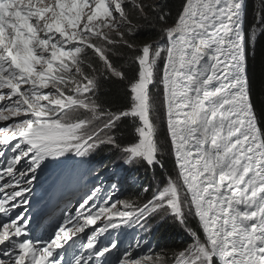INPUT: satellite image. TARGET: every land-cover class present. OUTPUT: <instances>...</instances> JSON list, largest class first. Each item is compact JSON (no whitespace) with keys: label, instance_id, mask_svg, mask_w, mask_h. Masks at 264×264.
Returning a JSON list of instances; mask_svg holds the SVG:
<instances>
[{"label":"snow or ice","instance_id":"snow-or-ice-1","mask_svg":"<svg viewBox=\"0 0 264 264\" xmlns=\"http://www.w3.org/2000/svg\"><path fill=\"white\" fill-rule=\"evenodd\" d=\"M246 17V0H178L174 17L143 0H0V264H264ZM69 159L93 183L37 234L36 187ZM171 226L183 246L155 253L145 237ZM128 230L143 235L123 247Z\"/></svg>","mask_w":264,"mask_h":264},{"label":"trees","instance_id":"trees-1","mask_svg":"<svg viewBox=\"0 0 264 264\" xmlns=\"http://www.w3.org/2000/svg\"><path fill=\"white\" fill-rule=\"evenodd\" d=\"M178 0H143L145 5L160 6L165 8L172 9V16L175 15V5ZM247 4V17L245 21V31L248 35V70H249V79L252 88L253 101L257 105L264 103V31L260 30V27L257 23L259 19V14L261 12L260 0H246ZM131 10V9H129ZM134 23L139 25H144L145 22L143 19L137 17L133 13ZM169 23H171V17L169 18ZM152 25L142 27L143 36L138 39H143L149 35L155 36L153 32ZM157 29L159 25L155 26ZM103 91L107 94L106 98L116 99L120 94L118 86L111 84H106ZM160 139H163V132H161ZM162 142V141H161ZM113 158V156H110ZM111 161V160H110ZM114 161L106 163L109 167L113 164ZM118 166V165H117ZM86 167V166H83ZM83 167L76 165L74 161L69 167L68 177H74L76 180L83 179L86 174L81 175L83 172ZM166 167L170 169V165L166 164ZM140 173L143 174V170H140ZM124 186L125 189L122 191L124 195L121 198H128L132 195L133 189L126 190L127 184ZM129 187V186H128ZM156 247L154 249L155 253L161 251L168 252L169 254L179 249L183 246L185 242L184 233L176 226L163 227L156 231Z\"/></svg>","mask_w":264,"mask_h":264},{"label":"bare ground","instance_id":"bare-ground-1","mask_svg":"<svg viewBox=\"0 0 264 264\" xmlns=\"http://www.w3.org/2000/svg\"><path fill=\"white\" fill-rule=\"evenodd\" d=\"M46 221V218H43L42 220H41V222H45ZM41 226V223H38L37 224V228H39V229H37L38 230V234H43V235H48L47 233H44V230H43V228L42 227H40ZM49 229V228H48Z\"/></svg>","mask_w":264,"mask_h":264},{"label":"rangeland","instance_id":"rangeland-1","mask_svg":"<svg viewBox=\"0 0 264 264\" xmlns=\"http://www.w3.org/2000/svg\"><path fill=\"white\" fill-rule=\"evenodd\" d=\"M154 91H156V90L154 89ZM161 141H163V139H162ZM78 195H80V194H78ZM78 195H77V196H78ZM70 204H71V205L74 204V201L71 200ZM75 205H76V203H75Z\"/></svg>","mask_w":264,"mask_h":264}]
</instances>
